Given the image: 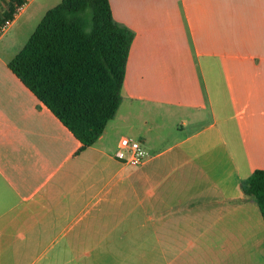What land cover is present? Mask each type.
Here are the masks:
<instances>
[{"label":"crops","instance_id":"obj_1","mask_svg":"<svg viewBox=\"0 0 264 264\" xmlns=\"http://www.w3.org/2000/svg\"><path fill=\"white\" fill-rule=\"evenodd\" d=\"M109 1L135 37L120 108L93 146L0 63V264L263 253L242 184L264 170V0ZM13 5L0 0V21ZM122 137L141 142L142 165L117 157Z\"/></svg>","mask_w":264,"mask_h":264},{"label":"trees","instance_id":"obj_2","mask_svg":"<svg viewBox=\"0 0 264 264\" xmlns=\"http://www.w3.org/2000/svg\"><path fill=\"white\" fill-rule=\"evenodd\" d=\"M17 6L4 14L0 26ZM134 37L115 21L109 0H62L48 10L9 67L84 150L117 115ZM242 187L264 218V170L255 171Z\"/></svg>","mask_w":264,"mask_h":264},{"label":"rangeland","instance_id":"obj_3","mask_svg":"<svg viewBox=\"0 0 264 264\" xmlns=\"http://www.w3.org/2000/svg\"><path fill=\"white\" fill-rule=\"evenodd\" d=\"M61 1L28 0V5L20 15L19 21L17 20L16 24L12 23L7 29L9 34L13 33V40H16V44L10 51L6 50L7 47H3V43L0 44V56L3 58L0 63L10 62L24 48L48 10L60 4ZM210 246L214 248L215 255L208 254L200 261V264H264V252L260 254L253 250L246 253H237L238 257L231 254V258H228L225 252H219L220 245ZM142 250L143 252L149 251L148 241L143 242ZM206 250L209 251V248Z\"/></svg>","mask_w":264,"mask_h":264},{"label":"built area","instance_id":"obj_4","mask_svg":"<svg viewBox=\"0 0 264 264\" xmlns=\"http://www.w3.org/2000/svg\"><path fill=\"white\" fill-rule=\"evenodd\" d=\"M27 5L28 0H24L22 4L16 7L13 17L0 26V35L12 25L13 21L25 10ZM147 156L148 153L140 141L130 137H122L120 139L117 157L125 159L128 165L133 167L140 166L145 162Z\"/></svg>","mask_w":264,"mask_h":264}]
</instances>
